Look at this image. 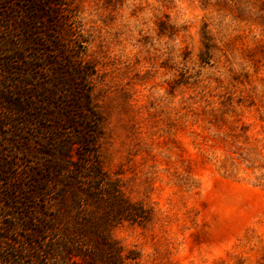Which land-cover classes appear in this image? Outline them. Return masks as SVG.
<instances>
[{
  "label": "rangeland",
  "instance_id": "1",
  "mask_svg": "<svg viewBox=\"0 0 264 264\" xmlns=\"http://www.w3.org/2000/svg\"><path fill=\"white\" fill-rule=\"evenodd\" d=\"M33 5L0 0V94L24 102L15 118L0 99V206L28 201L42 167L61 163L89 190L80 209L108 219L99 229L119 264H264V0ZM56 58L83 72L96 114L84 128L94 143L66 155L28 106ZM45 194L33 207L59 210L58 192ZM9 208L3 223H21ZM96 239L62 240L58 264H102Z\"/></svg>",
  "mask_w": 264,
  "mask_h": 264
},
{
  "label": "trees",
  "instance_id": "2",
  "mask_svg": "<svg viewBox=\"0 0 264 264\" xmlns=\"http://www.w3.org/2000/svg\"><path fill=\"white\" fill-rule=\"evenodd\" d=\"M27 1L36 5V0ZM33 6H31V10L34 9ZM0 18L5 19V15L0 14ZM7 20H9L8 17ZM18 45L19 50L24 49L22 42ZM12 51L18 53L17 49ZM60 52H63V50H60ZM45 61L49 62V60ZM43 65L38 66V69H45ZM45 65H50L46 71L48 78H43V81L36 86V92L32 94L33 98H36V104H28L30 109H36V128L41 127L48 135H54L55 141L51 145L53 146L52 150L57 154H68L73 145L80 149L85 145L93 144L94 142L89 139V128L88 131L84 128L96 114L92 109L90 90L84 88L83 72L80 69L73 70L72 66L67 63V59L63 61L60 59V62H58L56 58V60L53 59L51 63ZM37 77L40 79V76ZM22 93L23 96L26 95V91ZM6 97L0 94L3 103L11 105L12 108L9 107L12 113L11 116L15 118L21 116L24 112V102L17 103ZM54 112L55 114H53ZM46 120H49L48 124H44ZM48 139L51 140V137L48 136ZM0 164V171L7 167L4 162ZM45 167H42L45 170L44 172L36 174V192L31 195H24L28 201H16L0 206V264H23L25 260L34 264H58L59 242L63 240L61 243H73L74 245L75 242H80L84 232L97 234V239L92 242V245L96 247L97 250L95 251L101 258L102 264H119L122 261L121 246L110 237L108 230L99 229V227L105 228L108 219L103 216V224H98L99 217H95L90 211H88V214L84 213L80 209L83 207L88 209L87 207H89V203L84 202L85 196L88 197L89 190L85 187L80 188L79 175L74 174L75 172L81 174V172L72 170L67 175L57 173L60 170L59 168L63 167L61 163H50ZM64 181H70V184ZM74 183H77V185L72 186ZM16 187L25 189L30 186L23 183L22 186ZM56 192H58V196L62 201L59 210L55 209L54 213H48L43 212V206L37 209L33 207L36 205L35 193L41 197L45 193L56 194ZM101 195L103 203L112 206L118 204L116 197L109 198L103 193ZM103 195L106 196V199L103 198ZM5 197L11 199L14 196L7 194ZM67 197H70L69 201ZM31 205L33 208L30 207ZM9 207H17V215L22 218L21 223L11 221L3 223L4 217H11L10 215H12V212H8ZM33 209H35V212H33ZM121 215L123 214L120 213L119 217ZM32 225H35L36 228ZM19 227L25 232H20ZM14 232L16 236H19L18 238H12ZM6 240H9V242Z\"/></svg>",
  "mask_w": 264,
  "mask_h": 264
}]
</instances>
